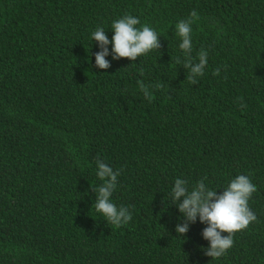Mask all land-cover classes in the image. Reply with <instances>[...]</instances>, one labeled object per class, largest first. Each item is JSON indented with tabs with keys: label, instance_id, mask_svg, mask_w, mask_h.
I'll list each match as a JSON object with an SVG mask.
<instances>
[{
	"label": "trees",
	"instance_id": "16d2710c",
	"mask_svg": "<svg viewBox=\"0 0 264 264\" xmlns=\"http://www.w3.org/2000/svg\"><path fill=\"white\" fill-rule=\"evenodd\" d=\"M193 10L195 83L175 28ZM125 15L161 48L114 60L110 43L101 69L92 33ZM97 159L119 172L120 227L95 209ZM241 174L257 220L212 259L172 188ZM0 264H264V0H0Z\"/></svg>",
	"mask_w": 264,
	"mask_h": 264
},
{
	"label": "clouds",
	"instance_id": "9594fccd",
	"mask_svg": "<svg viewBox=\"0 0 264 264\" xmlns=\"http://www.w3.org/2000/svg\"><path fill=\"white\" fill-rule=\"evenodd\" d=\"M198 14L193 10L190 18L179 21L176 25V34L182 38L179 44L183 50L184 60L177 59V63H183L190 73L189 79L195 83L196 78L204 75L207 64V52L202 50L198 54V62H194L191 56L192 43V24L197 20ZM140 24L139 18L125 15L113 21L111 29L114 35L109 40L103 27H97L92 33V38L99 43L100 51L95 53V64L101 69L109 67V61L105 59L109 55L108 45L112 44V58H128L135 61L137 57L147 54L151 50L161 48L158 37L159 34L148 25L136 27ZM220 69L214 70L213 75H219ZM140 87L144 90L146 98L151 100V94L145 89L141 82ZM163 87V85H158ZM97 163V176L103 183L97 188L95 209L102 213L110 225L120 227L127 224L132 219L131 212L127 208L117 207L111 202L112 193L116 189L117 177L119 172L99 159ZM206 179V178H205ZM188 182L177 178L171 191L173 203L183 197L178 208L182 218L189 222H194L199 216L200 221L206 222L208 227L203 230V237L210 241V246L204 249L205 254L212 259H218L227 250L233 247V236L236 232L246 229L250 223L257 220L254 212L248 206V201L252 194L257 191L256 186L251 182L247 175L241 174L232 179L228 187L220 194L217 190L206 187L203 180L189 190ZM188 231V223L176 225V233L180 236ZM227 233V235H222Z\"/></svg>",
	"mask_w": 264,
	"mask_h": 264
}]
</instances>
